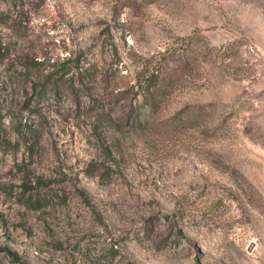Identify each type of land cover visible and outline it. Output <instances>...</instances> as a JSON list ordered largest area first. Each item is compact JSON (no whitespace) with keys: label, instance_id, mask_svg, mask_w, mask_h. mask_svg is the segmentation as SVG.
Wrapping results in <instances>:
<instances>
[{"label":"rangeland","instance_id":"1","mask_svg":"<svg viewBox=\"0 0 264 264\" xmlns=\"http://www.w3.org/2000/svg\"><path fill=\"white\" fill-rule=\"evenodd\" d=\"M0 264H264V0H0Z\"/></svg>","mask_w":264,"mask_h":264}]
</instances>
